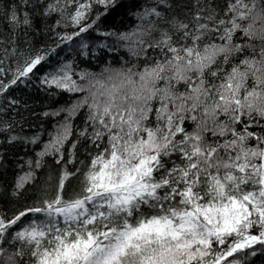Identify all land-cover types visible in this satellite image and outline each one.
<instances>
[{
    "label": "snow or ice",
    "instance_id": "1",
    "mask_svg": "<svg viewBox=\"0 0 264 264\" xmlns=\"http://www.w3.org/2000/svg\"><path fill=\"white\" fill-rule=\"evenodd\" d=\"M114 6L0 0V23L11 37L0 35L11 45L4 59L16 56L17 33L27 36L37 20L55 17L49 28L64 43ZM134 15L131 30L104 33L128 51L119 68L108 61L100 72L74 71L69 62L42 78L78 95L51 112L59 119L49 139L5 190L22 197L45 156L59 166L39 198L0 214V264H244L241 254L264 257V0H153ZM68 23L71 32H56ZM89 50L81 41L79 55ZM91 54L96 59L94 45ZM43 59L29 56L0 81V92ZM81 112L83 127L74 124ZM0 133L5 145L40 140L17 136L7 122ZM82 142L83 168L73 163Z\"/></svg>",
    "mask_w": 264,
    "mask_h": 264
},
{
    "label": "trees",
    "instance_id": "2",
    "mask_svg": "<svg viewBox=\"0 0 264 264\" xmlns=\"http://www.w3.org/2000/svg\"><path fill=\"white\" fill-rule=\"evenodd\" d=\"M152 2L153 0H115V6L110 7L109 11L104 13L96 27L81 34L79 38L74 37L73 41L64 43H60L58 36L49 28V25L55 23V17L47 22L37 20L33 29L28 30L27 36L22 31L17 33V54L9 59H4L3 49L11 45L0 43V68L4 69V72L0 73V81L7 82L8 79H11L14 70L23 64L29 56L44 55V59L27 77H20L17 83L11 85L6 92H0V124L4 122L11 124L13 133L19 137L30 138L34 134L40 137L38 145L25 144L22 139L12 145H5L3 141L5 134L0 133V148L4 149V151H0V214L5 212L11 214L15 209L26 203L31 204L39 198L50 183L48 176L50 174L55 176L59 167L51 155L45 156L42 167L36 170L34 182L27 186L22 197L17 199L5 194L6 189L10 191V185L15 175L22 170L20 165H25L26 170L25 162L28 159L34 160L36 151L43 146L44 141L49 139L53 123L59 119V117H53L51 112L78 95L42 84V78L46 74H54L58 68L69 62H72L71 67L74 71L87 69L91 72H100L101 66L108 61H111L112 67L119 68L122 58L129 59L128 51L123 47V41L118 42L116 35L106 36L104 33L131 30L137 24L134 15L137 6ZM177 2L183 4L189 0H177ZM92 15H95V6ZM71 31L70 23L62 24L56 29L57 33ZM0 35L6 40L11 39L2 23H0ZM81 41L90 45L87 57L79 55ZM93 45L95 46L96 59H93L91 54ZM132 62H135V58H132ZM44 113H48V115H44ZM74 124L83 127V112L76 117ZM74 138L75 132H73V136L69 137L68 143ZM68 143L65 145V160H67ZM73 163L81 168L88 163L83 142L75 150ZM67 167L74 171L72 164H68ZM72 183L74 186L76 182ZM31 215L33 214H28V216ZM238 259L244 264H264V257L259 254L247 258L241 254Z\"/></svg>",
    "mask_w": 264,
    "mask_h": 264
},
{
    "label": "rangeland",
    "instance_id": "3",
    "mask_svg": "<svg viewBox=\"0 0 264 264\" xmlns=\"http://www.w3.org/2000/svg\"><path fill=\"white\" fill-rule=\"evenodd\" d=\"M56 73V72H55Z\"/></svg>",
    "mask_w": 264,
    "mask_h": 264
}]
</instances>
